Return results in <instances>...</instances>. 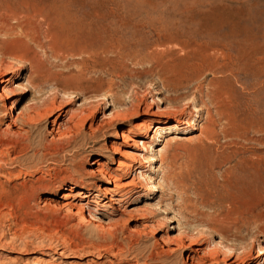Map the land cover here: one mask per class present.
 Segmentation results:
<instances>
[{
  "label": "rangeland",
  "instance_id": "obj_1",
  "mask_svg": "<svg viewBox=\"0 0 264 264\" xmlns=\"http://www.w3.org/2000/svg\"><path fill=\"white\" fill-rule=\"evenodd\" d=\"M262 251L264 0H0V264Z\"/></svg>",
  "mask_w": 264,
  "mask_h": 264
},
{
  "label": "bare ground",
  "instance_id": "obj_2",
  "mask_svg": "<svg viewBox=\"0 0 264 264\" xmlns=\"http://www.w3.org/2000/svg\"><path fill=\"white\" fill-rule=\"evenodd\" d=\"M94 14V13H93ZM87 16H88V14H87ZM85 21H86V19H85ZM230 21V20H229ZM123 22V21H122ZM97 23V22H96ZM127 24V23H126ZM129 24V23H128ZM133 24V23H132ZM220 24V23H219ZM226 24V23H225ZM90 25V24H89ZM88 25V26H89ZM134 25V24H133ZM92 26V25H91ZM101 26V25H100ZM126 26V25H125ZM110 27V26H109ZM87 28H90V27H87ZM86 28V29H87ZM95 28L96 27H94V30H95ZM91 30V29H90ZM100 30V29H99ZM99 30H97V31H99ZM134 30V29H133ZM111 31V30H110ZM113 31V30H112ZM88 32V31H87ZM95 31H93V33H94ZM114 32V31H113ZM124 32V31H123ZM231 32V31H230ZM85 33V32H84ZM90 33H92V31H90L88 34H90ZM127 33V32H126ZM94 35H96V33H94ZM97 35H98V33H97ZM89 36V35H88ZM108 36V35H107ZM134 36V35H133ZM94 37V36H93ZM101 37V36H100ZM106 37V36H105ZM126 37V36H125ZM94 39H96V38H94ZM231 39V38H230ZM99 40V39H98ZM103 40H105V39H102V42H103ZM124 40V39H123ZM94 41V40H93ZM106 41V40H105ZM108 41V40H107ZM109 41H111V39L109 40ZM114 41V40H113ZM112 41V42H113ZM116 41V40H115ZM230 41V40H229ZM101 42V43H102ZM130 42V41H129ZM105 43V42H104ZM109 43V42H108ZM107 43V44H108ZM119 43V41L116 43V44H118ZM123 42H121V44H122ZM128 43V42H127ZM241 43V42H240ZM254 43V42H253ZM106 44V45H107ZM121 44H119V45H121ZM124 44V43H123ZM122 44V45H123ZM99 45V44H98ZM105 45V44H104ZM104 45L102 44H100V46H103V48H106V47H104ZM105 45V46H106ZM133 45V44H132ZM140 45V44H139ZM148 45V44H147ZM155 45V44H154ZM100 46H99V48H100ZM111 46H113V45H111ZM151 46V45H150ZM153 46V45H152ZM109 47V46H108ZM143 47V46H142ZM110 48V47H109ZM114 48H116V46L114 47ZM119 48H121V47H119ZM125 48H128V50L129 49H131V47L129 48V47H125ZM101 50H103L102 48H100ZM108 49V48H107ZM107 49H105V50H107ZM123 49H124V47H123ZM140 49V48H139ZM132 50V49H131ZM136 50V49H135ZM111 51H113V50H111ZM121 51V50H120ZM114 52H116L117 53V50L116 51H114ZM123 52V51H122ZM104 53V52H103ZM108 53V52H107ZM107 53H104V54H107ZM112 53V52H111ZM119 53V52H118ZM128 53H130V52H128ZM140 53V52H139ZM147 53V52H146ZM109 55H110V53H108ZM113 54V53H112ZM133 55V54H132ZM129 57V56H128ZM146 57V56H145ZM122 58V57H121ZM139 57H137V59H138ZM124 59V58H123ZM146 59H148V55H147V58ZM126 60H129V59H126ZM134 60H136V59H134ZM143 60V59H142ZM131 61V60H130ZM162 64V63H161ZM164 64V63H163ZM168 65V64H167ZM166 65V66H167ZM169 66V65H168ZM165 67L164 69H163V71H161V74H162V72L163 73H173L175 70H176V68H171V66H170V68L169 67ZM162 69V68H161ZM160 74V73H159ZM6 82V81H5ZM2 85L4 84L3 82L1 83ZM33 110V109H32ZM5 116H7V118L9 119V121H10V123L7 125V128H11L15 123H17V121L18 120H22V121H26L27 119H26V114L22 111V112H19L18 113V115H17V117L14 119V121L12 120V119H10V117L8 116V114L6 115L5 114ZM28 117V116H27ZM28 118H30V116L28 117ZM194 123V122H193ZM192 124V122H190L189 123V125H191ZM157 129H159V128H157ZM6 130V129H5ZM148 130V129H147ZM9 133V131H7L6 132V134H8ZM146 138V137H145ZM156 160V159H155ZM99 173L100 174H102V176H103V178L104 179H106L107 181H110V182H112V175L109 173V172H104V171H99ZM156 185H153L152 186V191H154V190H156ZM65 205H67V206H69V207H75V208H78V210L80 211V210H82L83 209V206H81L82 204H75V203H72V202H68V203H66ZM67 210V209H66ZM264 253V251H262L261 252V254H263ZM236 262H238V261H234V262H232L231 264H235ZM33 264V263H32ZM237 264H239V263H237Z\"/></svg>",
  "mask_w": 264,
  "mask_h": 264
}]
</instances>
